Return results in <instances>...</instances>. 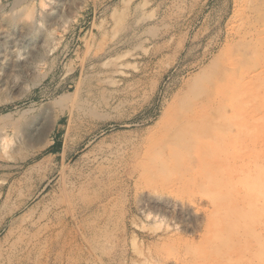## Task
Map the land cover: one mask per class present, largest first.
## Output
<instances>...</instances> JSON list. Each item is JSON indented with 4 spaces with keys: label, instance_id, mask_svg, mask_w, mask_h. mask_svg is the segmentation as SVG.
I'll list each match as a JSON object with an SVG mask.
<instances>
[{
    "label": "rangeland",
    "instance_id": "rangeland-1",
    "mask_svg": "<svg viewBox=\"0 0 264 264\" xmlns=\"http://www.w3.org/2000/svg\"><path fill=\"white\" fill-rule=\"evenodd\" d=\"M13 4L0 264H264V0Z\"/></svg>",
    "mask_w": 264,
    "mask_h": 264
},
{
    "label": "bare ground",
    "instance_id": "bare-ground-1",
    "mask_svg": "<svg viewBox=\"0 0 264 264\" xmlns=\"http://www.w3.org/2000/svg\"><path fill=\"white\" fill-rule=\"evenodd\" d=\"M24 1H26V0H14V6H17V5H19V4H21V3H23ZM31 3V2H30ZM12 4V3H11ZM24 7V6H23ZM33 7V6H32ZM31 7V8H32ZM34 8V7H33ZM32 8V9H33ZM23 10V9H22ZM28 12V11H27ZM30 14V13H29ZM32 14V13H31ZM33 15V14H32ZM31 15V19L30 20H27V22H24V23H22V30H24L25 32H27V33H29L30 35H33V34H36L38 31H39V27H40V23L41 22H37V20H35V18H33V16ZM28 17H29V15H28ZM35 17V16H34ZM18 18H19V14L17 15V14H15V15H12L11 17H9L7 20H4V21H1V23H0V27H6V26H12V25H14V24H16L17 22H18ZM45 19H48V18H50V15L49 14H47V15H45V17H44ZM47 21V20H46ZM49 21V20H48ZM17 26V25H16ZM7 28V27H6ZM13 29H9V33L7 34L8 36H11V31H12ZM42 30V29H41ZM3 31H4V29H3ZM37 31V32H36ZM7 33V32H6ZM12 37V36H11ZM44 37H45V39H46V37L47 36H45L44 35ZM43 37V38H44ZM32 38V37H31ZM31 40V39H30ZM35 40V39H34ZM44 41V40H43ZM48 41V40H47ZM46 42V41H45ZM43 44V43H42ZM12 46V45H11ZM37 53V52H36ZM43 55H44V53H43ZM35 56H36V54H35ZM34 57V56H33ZM32 57V58H33ZM26 59V58H25ZM29 59V58H28ZM39 59V58H38ZM43 59V58H42ZM20 60V59H19ZM20 62V61H19ZM23 62V61H22ZM27 63V62H26ZM29 63H31V61L29 62ZM21 64H24V62L23 63H21ZM34 64V63H33ZM20 66V65H19ZM22 66V65H21ZM26 67V66H25ZM28 67V66H27ZM33 67V66H32ZM24 71H25V69H24ZM58 100H60V98L58 99ZM229 257V256H228Z\"/></svg>",
    "mask_w": 264,
    "mask_h": 264
}]
</instances>
